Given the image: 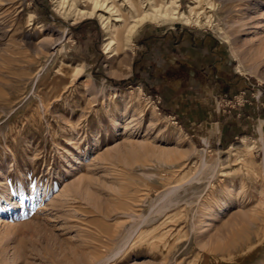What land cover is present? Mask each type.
Segmentation results:
<instances>
[{
  "label": "rangeland",
  "instance_id": "1",
  "mask_svg": "<svg viewBox=\"0 0 264 264\" xmlns=\"http://www.w3.org/2000/svg\"><path fill=\"white\" fill-rule=\"evenodd\" d=\"M82 1L0 0V264H264V0Z\"/></svg>",
  "mask_w": 264,
  "mask_h": 264
},
{
  "label": "crops",
  "instance_id": "2",
  "mask_svg": "<svg viewBox=\"0 0 264 264\" xmlns=\"http://www.w3.org/2000/svg\"><path fill=\"white\" fill-rule=\"evenodd\" d=\"M152 36L153 35L151 33L148 34L147 27L141 28L138 33V38L142 39H140L141 41L139 44H137V48H143L144 45H147L148 42L153 39ZM191 48L198 49L196 46H192ZM194 52L195 51H193V53ZM140 54L141 56L144 55V58L146 57V54H144L142 50L140 51ZM141 56L139 58L140 61L142 59ZM186 61L191 67H194L197 70H201L205 66L203 65V67H201L202 63H197L198 61H195L194 58L186 59ZM189 79L198 82L200 78L193 79L191 76H189ZM179 80L181 79L172 80L173 84L175 85L169 84L167 87L161 86L160 88L156 89L158 92H161L164 98L163 105L167 108V114L170 116L178 114L179 118L183 120L186 128L190 130V133L195 136L196 139H200L202 142L209 145L224 144L225 142H228L232 140V138L238 136L240 132L245 131L246 127H251L249 116L247 117L249 126L248 124H245L246 122L244 120L238 118L236 114V116L224 115L219 117H211L206 113L204 117V115L200 114V112L203 111V108H199V106H197L194 101L193 104H191L189 99H183L187 96V94L191 95V92L188 89H186V92H183L179 88L180 84L176 83ZM206 99L208 98L206 97ZM262 116L261 122L258 123V127L264 129V115Z\"/></svg>",
  "mask_w": 264,
  "mask_h": 264
},
{
  "label": "bare ground",
  "instance_id": "3",
  "mask_svg": "<svg viewBox=\"0 0 264 264\" xmlns=\"http://www.w3.org/2000/svg\"><path fill=\"white\" fill-rule=\"evenodd\" d=\"M108 1L109 0H83L82 2H83V6L85 8L84 9L80 8L79 10L84 15L92 14L93 12H95L97 10L102 11L103 9H107V10H111V11L116 12L117 11L116 7L113 5V3L108 4ZM124 1H126V3H128V6L134 11L141 8L140 3H137L135 0H124ZM152 8H153V6H152ZM146 18H147V16H146ZM134 29H135L134 26H132L130 29H128V34L131 35V33L133 32ZM121 40H122V38H121ZM112 45H114L113 42H112ZM262 141H263V149H264V140H262ZM232 149L234 150V147H232Z\"/></svg>",
  "mask_w": 264,
  "mask_h": 264
},
{
  "label": "built area",
  "instance_id": "4",
  "mask_svg": "<svg viewBox=\"0 0 264 264\" xmlns=\"http://www.w3.org/2000/svg\"><path fill=\"white\" fill-rule=\"evenodd\" d=\"M158 101H160V99H158Z\"/></svg>",
  "mask_w": 264,
  "mask_h": 264
}]
</instances>
